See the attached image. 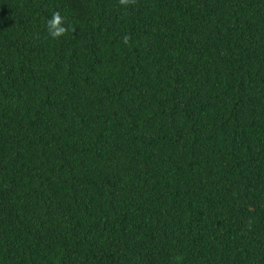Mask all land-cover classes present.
<instances>
[{
	"label": "trees",
	"instance_id": "16d2710c",
	"mask_svg": "<svg viewBox=\"0 0 264 264\" xmlns=\"http://www.w3.org/2000/svg\"><path fill=\"white\" fill-rule=\"evenodd\" d=\"M0 264H264V0H0Z\"/></svg>",
	"mask_w": 264,
	"mask_h": 264
},
{
	"label": "clouds",
	"instance_id": "9594fccd",
	"mask_svg": "<svg viewBox=\"0 0 264 264\" xmlns=\"http://www.w3.org/2000/svg\"><path fill=\"white\" fill-rule=\"evenodd\" d=\"M118 2L121 6L127 7L134 3V0H118ZM45 27L51 38L58 39L68 32L70 26L66 24L65 17H63L59 11H54L51 13L50 18L45 21ZM129 41V35H124L122 37V42L125 45H127ZM175 259L179 261L182 257L177 256Z\"/></svg>",
	"mask_w": 264,
	"mask_h": 264
}]
</instances>
